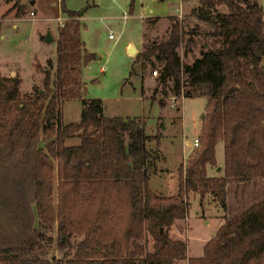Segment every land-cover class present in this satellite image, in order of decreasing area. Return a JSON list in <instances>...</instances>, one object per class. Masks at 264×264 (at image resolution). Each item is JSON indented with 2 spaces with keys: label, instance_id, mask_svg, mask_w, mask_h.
I'll return each mask as SVG.
<instances>
[{
  "label": "trees",
  "instance_id": "trees-1",
  "mask_svg": "<svg viewBox=\"0 0 264 264\" xmlns=\"http://www.w3.org/2000/svg\"><path fill=\"white\" fill-rule=\"evenodd\" d=\"M6 1L17 16L27 10L23 0ZM197 1L137 52L130 70L152 65L164 93L171 81L174 94L206 97L199 143L180 164L176 194L149 185L159 152L146 142L158 143L160 134H147L140 117L106 116L100 98H82L80 119L61 122L60 101L79 94L78 65L92 57L80 38L79 12L65 0L54 71L42 68L36 94L19 100L21 79L0 74V264H264V198L226 218L200 255L188 256L186 240L170 233L186 215V194L198 193L200 204L212 194L225 209L229 180L264 178V8L259 0ZM189 16L194 25L185 22ZM199 36L211 47L183 63L179 49L191 51ZM219 140L223 172L210 175ZM73 236L80 238L73 243ZM54 241L61 256L38 252Z\"/></svg>",
  "mask_w": 264,
  "mask_h": 264
},
{
  "label": "rangeland",
  "instance_id": "rangeland-1",
  "mask_svg": "<svg viewBox=\"0 0 264 264\" xmlns=\"http://www.w3.org/2000/svg\"><path fill=\"white\" fill-rule=\"evenodd\" d=\"M26 12L16 15L13 1L0 0V18L6 11L4 25L0 30V74L17 75L21 79L19 100L24 101L36 94V89L43 86V67L54 71L56 41L44 42L41 36L50 31L53 39L66 20L61 10V0H23ZM31 2H35L32 4ZM264 8V0H259ZM197 0H65V5L83 12L79 20L80 38L92 57L86 64L78 65L81 83L75 87L79 96L61 99L59 113L62 123L77 121L81 117L82 98H101L106 116H139L150 135L160 134L159 142L152 139L146 142L148 148L158 149L156 158L157 174L149 178L151 189L160 195L178 192L180 164L184 163L193 152V141L200 134L201 118L206 105L205 96L187 97L174 94L169 86L157 83L152 65L144 69L134 66L137 72L130 75L134 58L152 40L161 39L173 16L184 18ZM33 11V13H31ZM126 13L127 17H123ZM185 22L194 25V17ZM144 23V39L142 25ZM201 31L208 26L200 22ZM112 33L113 37H109ZM200 40L191 51L185 53L179 49L183 63L192 62L201 51L211 47L210 40L199 36ZM136 47L130 54L126 48L128 41ZM52 62V65L50 64ZM142 73V75H140ZM142 83L144 93L140 94ZM157 87V92L153 93ZM164 99V104L159 99ZM77 138L69 142H76ZM43 143L41 142V145ZM216 165L208 166L210 175L223 172V141L215 146ZM220 165V170L217 166ZM55 177L57 174L55 172ZM227 206L218 204L212 194L207 193L200 204L198 193L190 192L184 196L188 205L185 217L177 219L170 229L171 236L187 242V255H200L205 241L211 237L217 227L251 203L264 198V178L246 182L229 180L226 185ZM56 235V228L50 229ZM80 237L73 236L75 243ZM67 250L73 251L72 247ZM45 257L61 256L64 250L57 242L38 251ZM177 264H186V260Z\"/></svg>",
  "mask_w": 264,
  "mask_h": 264
},
{
  "label": "water",
  "instance_id": "water-1",
  "mask_svg": "<svg viewBox=\"0 0 264 264\" xmlns=\"http://www.w3.org/2000/svg\"><path fill=\"white\" fill-rule=\"evenodd\" d=\"M41 38L43 39L44 42L48 43V42H51L53 40V37H52V34L50 31H47L45 34H43L41 36ZM136 51V48L133 44H131L129 47H128V52L133 54L135 53ZM204 113H202V116H203ZM217 170H220V165L217 166Z\"/></svg>",
  "mask_w": 264,
  "mask_h": 264
},
{
  "label": "crops",
  "instance_id": "crops-1",
  "mask_svg": "<svg viewBox=\"0 0 264 264\" xmlns=\"http://www.w3.org/2000/svg\"><path fill=\"white\" fill-rule=\"evenodd\" d=\"M32 4H34L35 2H31ZM83 17V12H79V15L77 16V19L78 20H81V18ZM123 17L125 18V17H127V14L126 13H124L123 14ZM144 23H143V25H142V40L144 39L143 37H144ZM131 44H133L132 43V41H128L127 42V44H126V48H127V50H128V47L131 45ZM134 45V44H133ZM135 46V45H134ZM136 48V47H135ZM136 51H138V50H136ZM135 51V52H136ZM131 54V53H130ZM101 99V98H100ZM102 100V99H101ZM104 105V104H103ZM126 116H129V115H126ZM134 116H136V115H134ZM134 116H130V117H134ZM137 117H139V116H137ZM198 137V136H197ZM158 171V170H157ZM157 171L154 173V174H157ZM158 172H160V171H158ZM149 178H150V176H149ZM148 182H149V180H148ZM165 195H168V194H165Z\"/></svg>",
  "mask_w": 264,
  "mask_h": 264
},
{
  "label": "built area",
  "instance_id": "built-area-1",
  "mask_svg": "<svg viewBox=\"0 0 264 264\" xmlns=\"http://www.w3.org/2000/svg\"><path fill=\"white\" fill-rule=\"evenodd\" d=\"M31 13H33V11H31ZM109 37H113V34L110 33L109 34ZM157 71L156 70H153V73H156ZM198 143H199V137L195 138L194 141H193V147H196L198 146Z\"/></svg>",
  "mask_w": 264,
  "mask_h": 264
}]
</instances>
